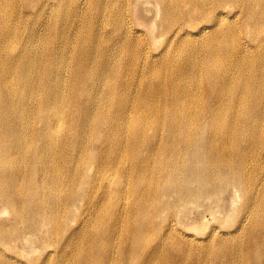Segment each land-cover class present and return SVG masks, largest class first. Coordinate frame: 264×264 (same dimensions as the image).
<instances>
[{
  "label": "bare ground",
  "instance_id": "6f19581e",
  "mask_svg": "<svg viewBox=\"0 0 264 264\" xmlns=\"http://www.w3.org/2000/svg\"><path fill=\"white\" fill-rule=\"evenodd\" d=\"M138 1L159 46L133 32V0H0V246L28 250L0 264H264V0ZM64 5L94 7L78 51ZM224 193L254 203L234 234L175 225ZM243 232L247 252L226 249Z\"/></svg>",
  "mask_w": 264,
  "mask_h": 264
},
{
  "label": "rangeland",
  "instance_id": "374dc122",
  "mask_svg": "<svg viewBox=\"0 0 264 264\" xmlns=\"http://www.w3.org/2000/svg\"><path fill=\"white\" fill-rule=\"evenodd\" d=\"M20 2L21 0H17ZM143 5V6H142ZM152 6V7H151ZM94 9L92 5L82 6V9H78L77 11L75 8L67 9L65 5L62 7L61 13L62 15L68 14V20L71 17L72 23L69 24V31L67 34V40H68V52L72 51H78L79 50V41L77 39V34L80 30L83 29L84 21L87 17H91V10ZM147 9V10H146ZM57 7L54 8L53 12H56ZM157 11L155 9V5L152 1L150 5H148L146 8H144V4L142 2H139L138 0H133L132 2V14L131 19L133 22V32H141L143 33L144 37L149 40L150 43H152L153 46H159V42L157 44L153 43L154 38L160 39V26H161V17L159 15H156ZM230 15H233V11L230 13ZM32 16V15H30ZM29 17V20H32V18ZM49 13L46 15L45 19L49 17ZM27 17V18H28ZM234 17L232 16L231 19ZM53 20L50 16V21L47 25L44 27H41L39 30V33L37 36L31 38V44L34 49L40 51L42 49V43L44 41H48V29L50 23H52ZM66 20H61L60 23L65 24ZM24 27H27V31L23 30L24 37L28 36L31 31H33L32 24L25 23ZM103 40L105 41V38L102 36ZM63 39H56L55 42L58 43L59 41H62ZM57 45V44H56ZM49 53L53 49H56L55 45L53 44V40L49 42ZM161 49V47H159ZM33 52V51H32ZM191 53V49L189 47H183L179 49L176 54L181 57H186V54ZM73 54V53H72ZM70 55V57L72 56ZM52 55V54H51ZM51 56H49L50 58ZM95 58L93 57L92 60H89L88 63L95 64ZM172 56L165 55L164 61L168 62ZM151 62V61H150ZM58 63L54 61V67H57ZM168 70V69H164ZM72 71V70H71ZM169 74H172L173 72L171 70H168ZM150 75V74H149ZM63 77V76H62ZM103 79V78H102ZM95 100L94 96H91L88 100V102L93 103ZM200 185L199 183H191V186ZM152 187L150 186V189ZM216 193V192H215ZM227 193H224L226 195ZM216 195L209 198L208 202V209L200 203L195 201H189L186 205V213H182L181 219L176 218L175 225L178 226V228L182 231V233H185L187 235L195 236L197 238H203V237H209V232L212 228H216L220 234L229 232V234H234L235 228L237 227L238 223L247 222L248 219V212L250 211L252 205L254 203H249L248 205L244 204V201L240 199L237 204L233 205L231 204V197L232 195H226L224 196ZM225 203V205H224ZM153 209H160L159 202H154L152 204ZM198 210L203 213V215H199L200 219L196 217V215L192 216V212ZM155 221H158L159 219L154 217ZM184 226L181 227L180 223ZM159 223V222H158ZM159 225V224H157ZM152 236L155 237V235L149 234V240L152 238ZM156 241L155 243H158L159 240H161L160 237H155ZM228 244H225L226 249H229L231 245L230 242L236 244L240 247H245L246 252L249 247V235L247 232H243L241 236L239 235H233V237H230L228 240ZM219 242V240H218ZM217 242V243H218ZM11 246L12 249H15L21 253L25 252L28 253L27 248L23 245L20 246ZM224 247V246H222ZM0 249L4 250L8 253V255H13L15 253L14 250L9 248H2L0 246ZM40 250V253L42 254V250ZM185 253H188V249H184ZM173 252V251H172ZM224 253H226V250L224 248ZM192 255L194 252L192 251ZM174 262V261H173ZM249 260L244 258L243 261H239L238 263L242 264H248ZM172 264V263H171ZM175 264V263H174ZM179 264V262H177ZM183 264V263H182ZM187 264H191L189 261ZM252 264V263H251Z\"/></svg>",
  "mask_w": 264,
  "mask_h": 264
}]
</instances>
